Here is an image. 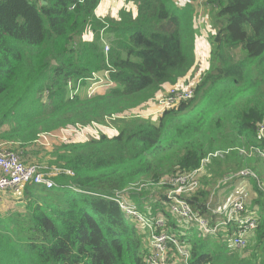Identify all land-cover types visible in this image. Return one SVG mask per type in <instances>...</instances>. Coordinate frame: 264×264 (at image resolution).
I'll list each match as a JSON object with an SVG mask.
<instances>
[{
    "label": "trees",
    "instance_id": "16d2710c",
    "mask_svg": "<svg viewBox=\"0 0 264 264\" xmlns=\"http://www.w3.org/2000/svg\"><path fill=\"white\" fill-rule=\"evenodd\" d=\"M129 1L136 16L121 10L118 19L100 20V0H0V141L24 148L41 133L76 124L106 127L88 140L42 149L46 168L73 175H56L50 190L25 185L23 208L0 214V264H146L144 233L106 197L145 185L129 194L131 202L154 222L162 215L168 229L166 187L157 185L198 169L209 153L230 150L206 168L187 197L199 217L214 223L206 185L216 181L208 176L221 181L240 169L256 170L258 159L238 149L256 144L257 125L264 122V0L207 1L215 31L209 68L193 98L156 118L133 111L154 104L162 86H174L192 67V4L198 0ZM105 71L113 85L88 97L93 75ZM110 127L112 135L105 133ZM214 166L225 168L214 174ZM253 185L254 238L261 244L264 192ZM182 230L178 241L190 246V264H264V246L247 257L231 249L230 227L220 243L219 232L203 236L189 226L190 236Z\"/></svg>",
    "mask_w": 264,
    "mask_h": 264
},
{
    "label": "built area",
    "instance_id": "2783aa9c",
    "mask_svg": "<svg viewBox=\"0 0 264 264\" xmlns=\"http://www.w3.org/2000/svg\"><path fill=\"white\" fill-rule=\"evenodd\" d=\"M204 0H198L197 3ZM104 52H108L109 46L103 41ZM109 73L103 72V77L93 75L94 78L106 81L107 86L113 85L109 82ZM102 81L94 82L93 89L90 90L89 95L94 94L99 87L109 88L107 86H100ZM201 82V77L194 79L193 83L180 86L171 87L167 92L160 94L155 105L157 106L156 116H161L164 111L177 106L180 103L186 102L193 98L195 89ZM77 89L71 94H75ZM149 117V116H147ZM145 117V118H147ZM114 119V117H112ZM106 128L99 126L96 123H91L90 126H82L76 124L71 127L59 129L58 131L41 133L37 135L34 145L40 149L47 151L52 150L55 145L73 141H84L91 138V135L98 136L99 130ZM109 128V127H108ZM66 138L70 141H67ZM76 138V139H72ZM256 144L238 149L240 155L251 159H261L264 161V122L257 125L255 132ZM20 144L12 141H0V192H10L14 195H21L24 186L32 183L39 185L45 189H53L56 187L53 177L64 173L72 176L73 173L68 170L56 169L54 173H42L40 170L47 168L33 163H24L21 160L22 149ZM230 150H217L207 154L200 162L198 169L189 173L177 174L173 177L163 179L157 186L166 187V199L168 202V211L171 215L176 216L181 222L188 223L190 226L196 224L198 231L203 235H213L220 230H227V227L232 229V237L228 240L231 248L242 250L246 247L248 238L258 228V223L254 216L247 215L246 206L248 205L249 194L246 190L241 189L236 192L231 199L223 204L218 209H211L206 203V209L214 215L217 220L211 223L209 220L199 217L191 208L187 201V197L194 193L199 188V180L206 168L214 161L222 159ZM254 179L257 185L260 186L258 176L251 169H240L236 174L223 178L220 183H226L234 179ZM145 185H140L138 188L130 187L129 190L115 192L112 196L106 199L114 201L119 209L125 214L127 218L135 221V223L143 230L145 238L150 245V254L146 258V264H167V254L169 250H173L181 258V264H190L189 250L190 246L184 247L179 244V237L177 234H172L166 231V221L162 224L164 217L158 214L161 218L153 223L139 208L131 202L129 194L131 192H140ZM212 201V195L210 197ZM148 212V210H147ZM157 215V216H158ZM155 225L160 226L155 230ZM172 234V235H171ZM176 237H175V236ZM186 259V261H185Z\"/></svg>",
    "mask_w": 264,
    "mask_h": 264
},
{
    "label": "rangeland",
    "instance_id": "374dc122",
    "mask_svg": "<svg viewBox=\"0 0 264 264\" xmlns=\"http://www.w3.org/2000/svg\"><path fill=\"white\" fill-rule=\"evenodd\" d=\"M207 1L208 0H204L201 3L199 1L198 2V5H200L201 8L202 7L203 8H206L205 12L204 13H201L200 15L202 17L203 16H207L210 19V22H211V12H210L209 6L207 5ZM211 25H212V23H211ZM207 29H208V32H210L209 34L211 35V33L213 31L212 30L213 29V26L212 27L207 26ZM210 35L207 38L209 41H210V38H211ZM103 40L109 46V42L105 39V37H103ZM207 57H208V55L206 56V58H202V59H200L199 61H197L195 63V66L193 67V69L189 73L192 76H190V78L186 81L185 84H179V85L176 84L175 86H185V85H189V84L193 83L194 79H196V78H198L200 76H203L207 72V70H208V69L207 70H204V69H206L207 67L209 68V58H207ZM165 87H167V85H165ZM91 89H93L92 88V84L87 89V96L89 95V92H90ZM82 92L85 93L86 92V89L82 90ZM142 109H144V108H141L140 107V108H138L137 111H140ZM38 153H41V154L44 155V157H47V153H45V151H43L42 149H40L38 151ZM31 163H33L35 165H38V166L41 165V164H38L36 162H31ZM253 165L256 168L255 174L259 178L260 186H258L257 185V182L254 181V180L249 181L251 179H246V180H244V179H234V180H230V181H228L226 183H220L221 181H219V179H221V178L208 176V178H211V179H213V181H216V184L215 185H214V182H212V181L211 182H208V184L206 185L209 188V196L206 199V203H207L208 207L211 208V209H213V208L214 209L215 208L218 209L223 204L227 203L231 199V197L236 194V192L238 190L244 189L249 194V197H248V200L249 201H248V205L246 206V212L245 213L247 215L254 216L256 218V213L255 212H256V210H258V205H255V203H254V201L257 199V194L255 192V188H254L253 182L257 186V188H259V190H261L262 192H264V161L258 159L256 161V163H253ZM41 166H44V165H41ZM44 167H48V165L47 166H44ZM224 168L225 167H223V166H221V167H215L214 166L212 168V172L215 174V172H216L217 169L218 170H223ZM40 171L42 173L51 174V173H54V171H56V169H53V167H49L46 170H40ZM227 174H231V173H227ZM206 175H207V172L205 171L202 174L201 178L202 177H205ZM223 175H225V174H223ZM215 176H217V175H215ZM199 187H200V185H199ZM46 190H49V189H46ZM211 195H212V201L210 202L209 200H210ZM142 208L144 209V206ZM170 216H171V219H170L171 225L168 224V229L164 228V229H166V231L173 232L174 229L178 228V229H176L178 231V233H176L178 236L181 234L180 233V229L181 228L185 229V230H182V233L188 232L190 234V236L193 235V234H191V230L193 232H196L197 231L198 227H197L196 224L191 225V230H188V228L190 226L188 223L181 222L176 216H173L171 214H170ZM155 222H157V220H155ZM155 222L153 221L154 224H155ZM134 225L139 230V233L141 235H143V233H142L143 230L142 231L140 230V227L141 226L139 227L136 223H134ZM155 227H157V226L155 225ZM156 229L157 228H155V230ZM223 232H224L223 229L219 231V233L221 234V236L217 239V243H220L221 241H225L226 240L225 236L223 235ZM250 237H251V239H250L249 247H247L245 249H242V250H234V252L241 253L243 256L247 257V256H249L251 254V252H252L251 250L252 249H261V247L264 246V240H263V242L261 244L259 242H256V238H254L255 237V233L254 232L251 234ZM185 239H187V237H185ZM148 244H149V242H148ZM185 245H186L185 243L181 244L182 247H184ZM225 247H226V249L223 250V253H226L227 254L229 252V250L227 249V246H225ZM150 253L151 252L149 250V254ZM167 264H181V258L177 254H175V252L173 250H169V252L167 254Z\"/></svg>",
    "mask_w": 264,
    "mask_h": 264
},
{
    "label": "crops",
    "instance_id": "0c3cea01",
    "mask_svg": "<svg viewBox=\"0 0 264 264\" xmlns=\"http://www.w3.org/2000/svg\"><path fill=\"white\" fill-rule=\"evenodd\" d=\"M193 18L191 23V28L193 31L192 35V46H193V56H194V62L193 66L190 68L188 73L181 79H179L176 84H185L186 81L192 76L189 74L193 67L195 66V63L199 61L202 58H209L210 53V41L207 39L209 37V33L207 26L212 27L210 19L207 16H201V13H204L206 8H201L200 5H198L197 1L193 2ZM121 10H124L126 12H129L134 16H136L137 13V6L134 2H131L129 0H100L99 5L95 9V16L103 20L105 18H112V19H118L119 12ZM209 11V10H208ZM212 33L210 36L214 35V29H212ZM84 40L90 41L93 37L91 32H87L84 35ZM207 39V40H206ZM208 60V59H207ZM208 67L204 70H207ZM99 77H102V75H99ZM175 84V85H176ZM167 85V87H165ZM162 86V91L156 95H160L161 93L167 92L168 89L173 87V85L165 84ZM174 85V86H175ZM107 88L105 87H99L95 93L97 94H103L106 91ZM155 97V98H156ZM134 113L142 112L145 114V117L149 116L150 118H156V112H157V106L155 104H150L144 107V109L140 111H133ZM108 135H112L115 133L113 128L110 127V129L105 130ZM22 149L23 158L31 163L36 162L38 164L47 166L49 162L48 157H44L43 154L38 153L40 148L36 147L35 145L26 146ZM38 150V151H37ZM37 151V152H36ZM23 200L21 199L20 195H14L10 192H0V214H11L13 212L19 211L23 208Z\"/></svg>",
    "mask_w": 264,
    "mask_h": 264
},
{
    "label": "bare ground",
    "instance_id": "6f19581e",
    "mask_svg": "<svg viewBox=\"0 0 264 264\" xmlns=\"http://www.w3.org/2000/svg\"><path fill=\"white\" fill-rule=\"evenodd\" d=\"M103 41H104L103 38H101V43H102V44H103ZM104 42H105V41H104ZM105 43H106V42H105ZM99 81H102V80L97 79V78H96V79L94 78V80H93L92 82L94 83V82H99ZM109 82H110V81H109ZM93 83H92V88L94 87V86H93ZM100 86H107L106 81H102V84H101ZM110 86H112V85H110ZM107 87H109V86H107ZM91 95H92V94H91ZM91 95H88V97L91 96ZM66 140H67V138H66ZM258 159H259V158H258ZM21 160H22V157H21ZM260 160H261V159H260ZM22 161H23V160H22ZM54 177H55V176H54ZM240 179H242V178H240ZM29 184H32V183H29ZM27 185H28V184H27ZM34 185H35V184H34ZM36 186H39V185H36ZM113 202H114V201H113ZM157 221H158V220H157ZM162 224H163V222H162ZM158 227H160V226H158ZM185 261H186V259H185Z\"/></svg>",
    "mask_w": 264,
    "mask_h": 264
},
{
    "label": "water",
    "instance_id": "95a60500",
    "mask_svg": "<svg viewBox=\"0 0 264 264\" xmlns=\"http://www.w3.org/2000/svg\"><path fill=\"white\" fill-rule=\"evenodd\" d=\"M215 33V32H214ZM201 78H202V76H200ZM186 86V85H185ZM173 87H180V86H173ZM156 117H158V116H156Z\"/></svg>",
    "mask_w": 264,
    "mask_h": 264
}]
</instances>
